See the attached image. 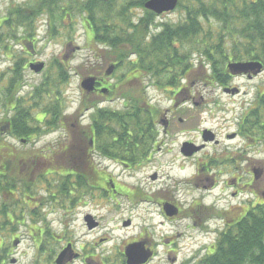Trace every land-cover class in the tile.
<instances>
[{"label": "rangeland", "instance_id": "rangeland-1", "mask_svg": "<svg viewBox=\"0 0 264 264\" xmlns=\"http://www.w3.org/2000/svg\"><path fill=\"white\" fill-rule=\"evenodd\" d=\"M27 3H31L30 0H0V17L5 16L10 7L24 6ZM183 3L182 0L181 6L184 5ZM118 7L120 8L119 4L112 8L113 12L109 16L110 19L109 17H105L106 20H103L101 16L98 15L96 20H101L100 23H125L126 20H113L115 12H118ZM142 13L143 10L137 6L130 7L127 11V14L129 16L131 15L130 17H132L133 20L141 16ZM72 17L70 21H67L65 19L62 20V18H59L57 15L56 21L54 20V27L51 30V25L50 27L48 26V16L46 14L40 15L34 19L32 37L27 40L31 41V47L27 50L24 49V43L20 40V38L23 39L21 29H19L16 34L17 37L5 44L7 49H1L0 51V94L2 93L1 88L4 89L8 78L11 76L13 62H15L16 59V61H19L22 57L24 59L22 62L25 69L22 72V87L17 93V96L20 99H31L36 89L41 91L39 100H36L37 105L35 107L37 108L33 109L31 112L32 116L30 119L32 120L30 126L35 130L33 133L34 136L30 137L32 140H29L26 144H22L18 139L11 137L9 134L2 135L5 144L9 147V151L19 154L20 158L23 160H25L26 157H30L28 161L31 165L29 172V176L32 177L31 184L27 186L30 194L27 196L32 197L29 203L30 208H26L23 216H18V223H16L17 218H14L13 223L8 224L10 231L5 236V243L3 244L4 248L11 249L10 236L13 235L16 238L18 237V246L13 250V257L17 259L16 264H50L48 263V259H52L54 255L53 252L68 239H71L75 245L79 244L76 248L78 251H83L85 249V251L82 252L83 257H88V255H90L94 256L97 261L102 260L103 264H118L116 254L123 249L122 245L124 242L130 238L136 237L143 228H148L154 238H159L160 234L170 236L171 233L176 230L177 227L175 226L177 222L169 223L165 221L160 213V206L156 203L160 198L157 199L154 193L155 190L159 189L163 184L167 186V188L175 189L178 179H187L193 174L194 166L192 165V161L182 162L179 157L178 151L181 142L188 139H192L197 143L200 142L199 130L204 128L205 130L208 129L216 132L219 138L218 140H223L220 147L239 145L241 140L226 141L224 140V136L226 133H232L236 130V125L244 111L242 109V102L250 98L252 99L251 93L254 92L256 88L264 90L263 68L259 76L253 80L237 78L232 81L233 85L246 90L248 93L245 95L241 94L240 96L226 95L219 87L222 85H216L217 83L215 81H211L212 61L208 63L207 60L202 57V53L193 51L190 68L185 73L186 76H183L185 77L183 84H187L186 92L188 91V93L192 94L195 103L186 101L182 103V106L176 112V116L185 118L186 121L184 124L178 126V130L182 132L175 134L171 141L168 140V145L166 146L168 149H165L167 153L162 154L161 159V161L166 163L161 166L160 169H157L159 175H161L159 181L154 183V185L148 183L147 176L154 169L151 171L146 170L148 171L146 173L138 172L134 176L132 171H125L121 177H118V181L122 185L125 184L130 187L134 186L135 188L139 187L142 189L145 187L142 202L133 201L130 203L124 198H119L118 200L120 202L117 204L118 209H116L115 203L105 198L95 203L89 202L87 207L79 206L75 209V213L73 214L68 211L66 212L65 208H67L66 205L68 204L64 201V196L68 195L71 189L76 192L80 191L81 188L78 187V185L81 184L74 182V180H76L75 175H82L81 171L85 170V168L80 170H74L73 168L70 170L69 166L72 161H75V166L78 168L80 167V162L76 160L79 139L75 130L87 124V119L79 117L80 111H77L81 104L83 93L80 87V81L91 74L105 77V70L110 63L109 61L104 59L101 60L97 57L102 54L104 50L92 41L93 32L84 23V20L87 19V15L73 12ZM59 19H61V21H57ZM183 21V7H176L173 11L156 16V26L152 31L157 32L159 30L158 24L165 23L175 25ZM210 24L212 34L216 37L222 31V23L216 20H210ZM125 28L129 30V28L124 27L123 31H125ZM204 28L206 29V26H204ZM239 29L235 30V28H231V30L235 31ZM32 38H34V41ZM234 38L237 39L238 36H233L232 34V37H225L227 49L232 46V39ZM24 42H26V40ZM68 44L77 47V49L67 52ZM20 56L22 57L20 58ZM29 59H35L37 60L36 62H43L44 69L38 74L33 72L27 65ZM133 59L134 57H129L120 67H115L116 69H113L112 74L107 77L106 82L109 84L121 82L119 93H126L132 89L138 90L136 92L141 93V98L149 102L150 105L157 108L159 111L170 108L173 100L172 92H170L168 87L175 86L164 87L160 84L162 86L159 87L152 84L157 81L166 84L171 74L163 75V73H160L156 77H153V74L150 75L149 73L147 76H149L150 79L147 78L146 75L144 77L142 75H134V71H130L131 65L129 63L130 60ZM242 60L243 58L241 60H233L232 62H241ZM57 65H61L65 69L67 68L69 76L64 83L53 88L49 84H51L50 81L52 82L54 75L57 73ZM127 74L129 76H127ZM193 81L195 83L194 85H192ZM41 82H45L46 84L42 88L39 87ZM178 82L179 84L181 83L180 81ZM226 84L227 80L224 85ZM200 97L203 98L202 103ZM3 98L4 96L2 95L0 101H2ZM116 98H118V95L115 99ZM119 98H122V96L120 95ZM96 99L98 102L101 98ZM115 99L108 103L109 107L121 108L122 100ZM55 102L58 103L59 110L61 111L58 120L60 128L51 129L49 126L45 125V121L48 117L42 114L49 104L53 103L54 105ZM97 102L94 101V104ZM32 104H34L33 101ZM94 107L96 108L97 105ZM6 115L7 117L13 116L12 112L6 111L0 107V125H4L6 122ZM38 117H42V121L37 122L36 120ZM74 119L77 120V122L75 121V126L72 127L71 125L74 123ZM194 128L197 132H189V130H193ZM183 144L186 145V143ZM212 150H215L213 145H211V151ZM97 159L99 158L96 156L91 162L96 164L95 160ZM105 162L107 164V161H104V163ZM103 164L96 165V167L99 169L103 168V170H106L112 176L115 175L116 170L113 169V165H110V167L106 169L103 167ZM46 168L51 170L54 169L55 171L49 170L45 172ZM64 171L68 173V180L73 186L70 185L71 187H65L62 190L63 193H59L58 185L61 184V174ZM70 171L71 174H69ZM248 181H250V178H248ZM150 186L152 187L150 188ZM258 186L259 184H254L252 187L255 189ZM179 188L181 187L179 186ZM16 191V194H22L20 189ZM78 194H81V192ZM78 194L76 193L75 195ZM46 196H53L54 201L49 202L48 205L43 204L42 200ZM242 198L250 201L255 200L251 194L250 188L248 189L247 195L244 197L242 196ZM236 202H239L238 199L232 201L233 204ZM87 209H89L99 221L97 228L90 231L85 228L81 216ZM30 210L36 211L37 214L39 212V214L44 215L45 218L40 216L36 218V223L32 222L30 220ZM42 217L45 219L44 222L41 221ZM128 219L131 220V223L127 226H123V222ZM46 222H48L50 233L42 234V236L39 237L38 231L29 229V226L40 228L42 223ZM222 224V221L218 218L211 220V229L215 228V233L211 234L210 237L211 244L216 242L218 233L223 228ZM179 231H183L182 227H179ZM58 240H60V242ZM180 242L185 241H178V243ZM91 245L92 248H90ZM87 246L89 247L88 250H86ZM178 248H180V245ZM158 252L160 254L158 257L154 258L153 264H166L164 261H157L159 258H162L161 260L165 259V254L160 249H158ZM186 253H188L186 250H180V260L184 261V259L189 256V254ZM77 263L79 264V262Z\"/></svg>", "mask_w": 264, "mask_h": 264}, {"label": "trees", "instance_id": "trees-1", "mask_svg": "<svg viewBox=\"0 0 264 264\" xmlns=\"http://www.w3.org/2000/svg\"><path fill=\"white\" fill-rule=\"evenodd\" d=\"M146 1L30 0L31 3L24 6H12L5 16L0 17V51L7 49L5 44L17 37L19 29H21L23 39L20 40L24 43V49L31 47V41L27 40L32 37L34 19L40 15L48 16V26L51 25L52 30L57 15L62 20L70 21L73 12H76L87 15L84 23L93 32L92 41L104 50L97 56L98 58L114 63L118 68L127 58L134 57L129 62L130 71H134V75L143 77L149 73L153 74V77L160 73L171 74L166 84L158 81L152 84L159 87L173 86L175 78L185 75L190 68L193 51L202 53V57L208 63L212 61L211 71L218 85L225 84L226 61L230 58L241 60L244 57L241 54L244 45L247 57H254L264 65V0H183V6H181L182 0H178L177 7H183L184 21L175 25L158 24L157 32L152 31L156 26V15L144 9L143 5ZM117 4L120 8L118 7V12H115L113 20H126L125 23H100L101 20H96L98 15L106 20ZM133 6L143 10L141 16L135 20L127 14ZM210 20L222 23V31L216 37L212 34ZM123 26L129 30L125 28L123 31ZM231 28L239 30L235 31ZM232 34L237 35L238 38L232 39V46L227 49L225 37H232ZM32 40L34 41V38ZM16 60L13 62L7 84L4 89L1 88L0 99L2 95L4 98L0 101V107L2 109L14 107V115L10 122L11 136L29 142L35 131L30 126L31 112L37 108L36 100H39L41 91L36 89L31 99H20L17 96L23 82L24 59L22 57L19 61ZM56 72L49 84L53 88L64 83L69 76L68 69L61 65L56 66ZM147 78L150 79L149 76ZM44 85L45 82H41L39 87L42 88ZM112 89L115 90L116 87L113 85ZM136 91L134 94L129 91L119 93L125 100V107L118 112L100 111L93 114L95 144L98 147L102 146L104 154L110 158L129 157L137 161L145 155V149L150 148L151 141L155 139L152 120L159 111L151 113L144 111L141 104L145 100L141 98V93ZM129 99L134 100V103ZM80 110L79 106L77 111ZM42 115L48 117L45 121L46 126L52 129L58 127L61 111L57 102L54 105L49 104ZM6 124L0 125V193L18 195L16 190L20 189L22 191L20 195L27 196L30 195L27 186H30L32 178L29 176L30 157L23 160L19 154L9 151L2 138V127ZM79 146H81L80 140ZM49 170L55 171L46 168L45 172ZM61 175L59 193H63V188L71 185L68 173L64 171ZM75 178L77 181L84 179L80 174H76ZM39 181L41 182L40 179ZM11 203L16 202L9 201L8 204ZM14 208L9 212L5 210L4 216L11 214L19 219L18 216H22L24 212L16 214ZM29 214L36 215V211L31 210ZM214 245L211 256L196 264H264V206L250 209L239 221L226 230L222 229Z\"/></svg>", "mask_w": 264, "mask_h": 264}, {"label": "flooded vegetation", "instance_id": "flooded-vegetation-1", "mask_svg": "<svg viewBox=\"0 0 264 264\" xmlns=\"http://www.w3.org/2000/svg\"><path fill=\"white\" fill-rule=\"evenodd\" d=\"M88 37V34H87ZM91 37V36H90ZM241 54L244 56L241 62H261L254 57H247L246 46H242ZM36 62L35 59H29L27 65L30 62ZM230 58L227 62H232ZM262 63V62H261ZM114 63H109L107 66ZM263 65V63H262ZM98 67V66H97ZM226 68V65H225ZM264 68V65H263ZM262 72V71H261ZM260 72V73H261ZM254 74L252 71H247L246 73L232 75L226 70V80L227 84L219 86L223 93L228 96H240L248 93L240 87L232 84V81L237 78H243L245 80H253L259 76V74ZM95 74L87 75L94 76ZM186 76V75H185ZM96 82L94 90L91 92L82 93V99L80 104L79 117L87 119V124L78 127L75 130L77 136L80 140L81 146L78 147V155L76 160L80 162V167H76L74 162L69 164L70 170H80L82 171V176L84 179L82 181L74 180L75 183H79L80 191L76 192L69 190V194L64 196V201L66 202L65 211L70 213H75V209L79 206L87 207L89 202L95 203L98 200L110 199L118 209L117 204L120 202L119 198H124L126 201L132 203L133 201L142 202L144 188L130 187L125 184H121L118 181V177H121L125 171H132L133 176L138 172L146 173L149 170L151 173L148 174V183L154 185L161 178L158 170L166 162L161 161L162 154H166L168 149V140L171 141L175 134L182 131L178 130V126L184 124L186 119L176 116V112L182 106L184 102L195 103L194 98L191 93L186 92L187 84H183L185 77H178L174 79L175 87H168L170 92H172V105L170 108L164 110H157L146 100L141 104V108L151 113L152 111H159L156 116L153 117L152 124L155 128V139L151 141L150 148L145 149V155L137 159V161L131 160V158H110L104 154L103 148L98 147L95 143V131L93 114L96 112H118L125 107L124 98H119V88L121 84L113 83L109 84L106 82L107 77L95 75ZM188 78V77H187ZM214 81L213 75H211V81ZM180 81L181 83L179 84ZM194 81L192 85H194ZM116 89L113 90L112 86ZM217 85V84H216ZM225 89H235L233 91H224ZM136 90L132 89L129 92L135 93ZM118 95V98L115 97ZM252 99L242 102V109L244 110L240 116V119L236 125V130L232 133H226L224 140L234 141L241 140V143L237 146H221L220 144L223 140H218L216 132L211 130H205L204 128L199 130V141L195 142L192 139L185 140L181 142L188 143L193 146H200V150L192 153L191 155H185L182 153V145L179 146V157L182 162L192 161L194 166V172L189 178L178 179L177 187L175 189H170L167 186L161 185V187L155 190L154 195L157 199L156 201L160 206V213L162 214L165 221L169 223H176V230L171 233L170 236L160 234L158 237H153L152 233L146 229H142L140 233L134 237L130 238L124 242L122 245V250L116 254L118 264H126L127 258L125 255V249L128 245L133 243H141L142 249L144 251L150 252L151 256L143 263L140 264H153L154 258L159 256L158 249H160L165 254V259L161 260L159 258L157 261L166 262V264H196L204 259L211 256V252L215 248V243L211 244V220L218 218L222 221L223 230L229 228L234 223L243 218L250 209L256 207L264 206V90L261 88H256L254 92L251 93ZM118 99L122 100V107H109L108 103ZM96 98H101L98 102ZM131 100V99H129ZM201 103L203 98L200 97ZM94 101L97 103L94 104ZM134 103V100H131ZM97 105L95 108L94 106ZM6 111L12 112L14 115V107L9 106ZM91 113V114H90ZM212 113V110H211ZM13 117V116H12ZM6 115V126L2 127L6 134L11 136V118ZM37 122L42 121V117H38ZM75 121L72 123V127L75 126ZM79 126V125H78ZM60 128V125H58ZM177 129V130H175ZM189 130V132L197 130ZM209 131V132H206ZM12 137V136H11ZM213 137L211 139L205 140V138ZM21 140V139H20ZM22 143L26 144V140ZM211 145L214 146L215 150L211 151ZM218 146V147H216ZM259 155V156H258ZM99 159L91 162L94 157ZM90 157V158H89ZM104 161H107L104 163ZM104 163V164H103ZM103 164L104 168L113 165L115 175H111L103 168H97L96 165ZM71 174V171L69 172ZM250 178V181H248ZM145 184V182H144ZM254 184L258 185L255 189L252 187ZM73 186V184L71 185ZM70 186V187H71ZM179 186L181 188H179ZM75 187V186H74ZM152 186H150L151 188ZM251 189V194L255 198L254 201L243 199L242 196H246L248 189ZM81 194H78L80 193ZM78 195H75V194ZM212 197V200H211ZM188 198V199H187ZM14 199V200H12ZM238 203H232L236 201ZM32 200L31 196H21V195H7L5 193H0V264H16L17 259L13 257L14 249L18 246V237L10 236V241L12 248H4L5 236L10 231L8 224H12L14 217L4 216L5 210L8 212L15 207V212L22 213L26 208H30L29 203ZM10 202H16L11 203ZM54 201L53 196H46L43 200V204ZM40 202V201H39ZM254 202V203H253ZM165 205L172 206L176 213L172 216H167L164 210ZM36 208V207H35ZM51 208V207H49ZM37 209V208H36ZM31 211V210H30ZM7 213V212H6ZM9 214V213H8ZM39 214V212H38ZM36 213V215H30L31 221L36 223L38 217L43 216L42 214ZM23 216V215H22ZM84 226L87 230H94L99 225V221L96 216L89 210H85L81 215ZM41 218V221H45V217ZM4 219V220H3ZM7 220L9 221L7 223ZM19 219L16 220V223ZM131 223V220L123 222V226H127L124 223ZM179 227H182L183 231H179ZM32 231H38L39 237L42 234L50 233L48 222L42 223L40 228L29 226ZM68 233V232H67ZM41 234V235H40ZM67 236V235H65ZM53 237V236H52ZM7 241V240H6ZM60 242V240H58ZM178 241H185L180 242ZM210 241V242H208ZM16 242V244H15ZM82 243V242H81ZM80 243V244H81ZM79 245V244H78ZM71 239L64 241L63 244L55 250L52 259H48V263L57 264V256L65 250L63 260L59 264H103L102 260H95L94 256L88 255V257H83L82 252L78 251ZM180 245V248H178ZM39 246V243H38ZM92 248V245L91 247ZM89 247H86L88 250ZM186 250L189 256L181 259L180 250ZM120 256V257H119ZM83 257V258H82Z\"/></svg>", "mask_w": 264, "mask_h": 264}, {"label": "water", "instance_id": "water-1", "mask_svg": "<svg viewBox=\"0 0 264 264\" xmlns=\"http://www.w3.org/2000/svg\"><path fill=\"white\" fill-rule=\"evenodd\" d=\"M177 3L178 0H147L143 6L144 9L151 11L156 16H159L163 13H168L170 11H173L176 8ZM67 47H68L67 52L75 49V47H72L70 44H68ZM262 67L263 66L260 62H229L227 64V70L232 75L246 73L247 71H252L254 74H258L262 71ZM43 68H44L43 62H35L29 64V69L35 73L41 72ZM113 69H114V65L108 66L107 69L105 70V75H110L113 72ZM95 82H96V78L94 76L84 77L80 81V87L83 91L89 92L90 90H93ZM233 90L235 89L232 90L225 89L224 91H233ZM208 139L213 140V137L205 138V140ZM187 146L189 147L193 145L186 143V145L183 144L181 146L182 147L181 151L185 155H191L192 153L200 150L201 148L200 146H194L192 148H188ZM164 210L167 216H172L176 213V210L170 205H165ZM124 224L128 225V222ZM64 253L65 250H63L57 256L56 258L57 264H59L63 260ZM125 255L127 258L126 264H140L145 262L151 256V253L144 251L142 249L141 243H133L126 247Z\"/></svg>", "mask_w": 264, "mask_h": 264}]
</instances>
